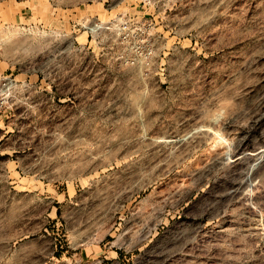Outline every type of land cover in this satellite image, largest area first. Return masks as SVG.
Masks as SVG:
<instances>
[{
	"label": "rangeland",
	"instance_id": "obj_1",
	"mask_svg": "<svg viewBox=\"0 0 264 264\" xmlns=\"http://www.w3.org/2000/svg\"><path fill=\"white\" fill-rule=\"evenodd\" d=\"M0 264H264V0H0Z\"/></svg>",
	"mask_w": 264,
	"mask_h": 264
}]
</instances>
